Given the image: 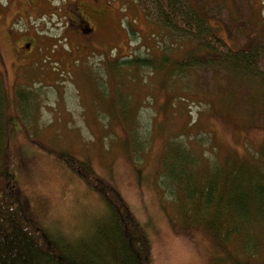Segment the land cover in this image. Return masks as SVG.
Returning a JSON list of instances; mask_svg holds the SVG:
<instances>
[{
	"label": "rangeland",
	"instance_id": "obj_1",
	"mask_svg": "<svg viewBox=\"0 0 264 264\" xmlns=\"http://www.w3.org/2000/svg\"><path fill=\"white\" fill-rule=\"evenodd\" d=\"M69 1L0 0V76L6 119L15 124L7 172L16 200L56 238H90L106 203L66 156L90 167L127 204L148 238L149 264H229L218 261L224 252L201 226L181 224L160 178L161 158L168 141L205 159L212 152L253 154L264 142V124L250 116L248 76L231 68V58L203 50L201 26L196 35L168 31L155 0H76L95 18L88 38L70 32ZM178 2L191 22L197 12L206 17L224 47L264 55V0ZM31 40L35 56L18 48ZM84 42L89 47L75 56L72 48ZM135 56L165 59L169 74L132 69L119 76L109 67ZM83 57L85 64L75 63ZM14 90L35 93L36 101H14ZM123 121L132 123L129 132Z\"/></svg>",
	"mask_w": 264,
	"mask_h": 264
},
{
	"label": "trees",
	"instance_id": "obj_2",
	"mask_svg": "<svg viewBox=\"0 0 264 264\" xmlns=\"http://www.w3.org/2000/svg\"><path fill=\"white\" fill-rule=\"evenodd\" d=\"M155 1L168 31L196 35L199 26L207 30L206 17L197 12V20L191 22L183 15L179 0ZM205 30L203 50L231 58V68L248 76L255 93L250 100V116L259 117L264 124V55L224 47L213 32ZM87 59L74 61L82 65ZM165 63V59L157 62L150 56H135L112 61L109 67L119 76L132 69L169 74L164 70ZM34 94L14 90L13 99L36 101ZM8 101L0 76V264H149L144 229L119 194L82 162L64 157V162L106 203V211L90 238H56L28 215L8 184V130L15 127L6 119ZM123 124L129 132L132 123ZM134 138L132 144L140 147L138 138ZM218 156L212 152L205 159L204 153L188 144L168 141L162 153L160 178L173 197L181 224L201 226L224 252L218 261L264 264V142L253 154L236 156L228 152Z\"/></svg>",
	"mask_w": 264,
	"mask_h": 264
},
{
	"label": "flooded vegetation",
	"instance_id": "obj_3",
	"mask_svg": "<svg viewBox=\"0 0 264 264\" xmlns=\"http://www.w3.org/2000/svg\"><path fill=\"white\" fill-rule=\"evenodd\" d=\"M72 1L73 3L71 5L74 7V9L72 11H70V9L68 10L70 12V15L67 18L66 24L68 28L70 29V32L74 36L78 38H88L93 33H95V27H94L95 18L93 20L92 15H90L91 13L89 11L86 12L84 8L77 6L78 2L76 0H72ZM69 2H71V0ZM33 43H34L33 40L21 43L18 46V48L22 50L23 52H26L27 55L32 54L33 56H35V53L33 52V47H34ZM85 43L86 42L79 43L77 46L73 47L72 53L75 54V52H77L80 54L84 49H87L89 45ZM35 49L36 47H34V50ZM76 55L78 54H75V56Z\"/></svg>",
	"mask_w": 264,
	"mask_h": 264
}]
</instances>
